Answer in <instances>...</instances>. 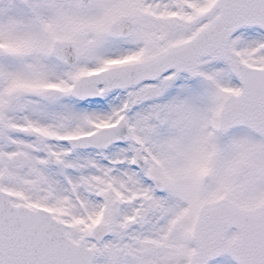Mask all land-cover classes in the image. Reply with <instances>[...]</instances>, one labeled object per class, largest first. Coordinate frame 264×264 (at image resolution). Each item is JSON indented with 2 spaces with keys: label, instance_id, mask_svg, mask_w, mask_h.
Segmentation results:
<instances>
[{
  "label": "snow or ice",
  "instance_id": "1",
  "mask_svg": "<svg viewBox=\"0 0 264 264\" xmlns=\"http://www.w3.org/2000/svg\"><path fill=\"white\" fill-rule=\"evenodd\" d=\"M0 264H264V0H0Z\"/></svg>",
  "mask_w": 264,
  "mask_h": 264
}]
</instances>
